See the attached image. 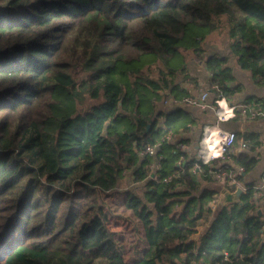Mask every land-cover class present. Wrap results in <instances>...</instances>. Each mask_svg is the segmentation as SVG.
Here are the masks:
<instances>
[{
	"label": "trees",
	"instance_id": "16d2710c",
	"mask_svg": "<svg viewBox=\"0 0 264 264\" xmlns=\"http://www.w3.org/2000/svg\"><path fill=\"white\" fill-rule=\"evenodd\" d=\"M223 27L213 98L235 91L231 57L264 86V0H0V264H264L261 200L214 207L217 169L181 148L188 104L160 105L192 94L188 63ZM240 144L248 172L260 136ZM129 171L147 185L126 192L144 229L133 259L101 198Z\"/></svg>",
	"mask_w": 264,
	"mask_h": 264
},
{
	"label": "crops",
	"instance_id": "0c3cea01",
	"mask_svg": "<svg viewBox=\"0 0 264 264\" xmlns=\"http://www.w3.org/2000/svg\"><path fill=\"white\" fill-rule=\"evenodd\" d=\"M211 35L208 37L205 43L206 53L203 54L204 58L192 59L188 63L190 73L198 78V84L195 85L194 81L191 80L181 82V76L177 78V80L180 81L183 86L190 89L192 93L198 92L201 89L209 90L212 74L207 68L205 57L214 52H229L228 36H225L221 43L216 44L209 41ZM232 66L235 78L230 80L228 85L234 87L235 91L226 94L227 100L230 103L242 104L245 102L256 101L257 99H264V86L259 85L248 70L240 68L236 62V58L234 57ZM210 99L213 100L212 94H210ZM166 100H164L160 105H170V102H167ZM184 109L192 114V116L195 118V123L191 125V128L188 131H185L183 134H181L179 139L186 138L188 140L187 142L185 141L181 144V148L183 147V150L187 151L190 156H194L197 155L199 140L203 134L205 126L216 123L217 117L212 109H202L195 105H187L184 107ZM220 126L225 129L235 130L237 132L238 142H236L235 149L231 153L237 159L238 154L244 150V147L240 144L243 134L246 132H255L259 134L261 140L259 148L256 151H250L251 154L257 155L259 157V161L253 169L243 173L242 181L246 184H258L261 182L262 178L264 177V119H251L245 118L243 115H237L235 118L220 122ZM218 183L221 185L220 181H218ZM259 202L261 213H264V201ZM199 234L200 233H197L193 237V240L198 238Z\"/></svg>",
	"mask_w": 264,
	"mask_h": 264
},
{
	"label": "built area",
	"instance_id": "2783aa9c",
	"mask_svg": "<svg viewBox=\"0 0 264 264\" xmlns=\"http://www.w3.org/2000/svg\"><path fill=\"white\" fill-rule=\"evenodd\" d=\"M214 88L219 92L217 96L210 99V91L201 89L198 92L192 93L181 100L173 97L166 100L167 102L182 103L195 105L202 109H212L216 114V123L205 126L203 134L199 140L197 158L203 163L216 168L217 177L223 186L234 189L240 185L245 189V192L253 188V195L264 201V177L258 184H246L240 178L241 173L245 172L244 165L238 162L231 153L235 149L238 139V134L235 130L225 129L220 126V122L235 118L237 115H243L245 118L264 119V108L260 106V102L250 101L242 104L230 103L226 94H224L218 85ZM171 139L169 135L167 137ZM161 142L149 144L145 152L151 155H157L158 148ZM183 148V147H182ZM154 168V164L151 165ZM172 176L166 179L169 182ZM217 199H214V207L217 205Z\"/></svg>",
	"mask_w": 264,
	"mask_h": 264
},
{
	"label": "rangeland",
	"instance_id": "374dc122",
	"mask_svg": "<svg viewBox=\"0 0 264 264\" xmlns=\"http://www.w3.org/2000/svg\"><path fill=\"white\" fill-rule=\"evenodd\" d=\"M225 36H227V29L223 27L221 30L213 32L209 41L219 44ZM232 62L233 57L230 59L231 64ZM150 174L155 175L153 172ZM217 184L219 187V183ZM146 187V181L135 182L133 174L129 171L126 172L118 187L101 194L111 227L117 233L129 259L138 258L141 255V250L145 247V239L140 219L126 205V192L130 190L135 194L143 195Z\"/></svg>",
	"mask_w": 264,
	"mask_h": 264
},
{
	"label": "water",
	"instance_id": "95a60500",
	"mask_svg": "<svg viewBox=\"0 0 264 264\" xmlns=\"http://www.w3.org/2000/svg\"><path fill=\"white\" fill-rule=\"evenodd\" d=\"M218 188L219 196L217 206L219 208H223L228 203L240 202L242 195L245 193V189L240 185L232 189L221 184ZM259 212L261 213V210Z\"/></svg>",
	"mask_w": 264,
	"mask_h": 264
}]
</instances>
